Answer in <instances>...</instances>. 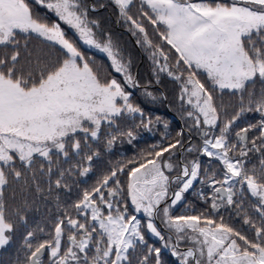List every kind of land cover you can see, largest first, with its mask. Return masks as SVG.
I'll return each mask as SVG.
<instances>
[{"label":"snow or ice","instance_id":"6c2138e0","mask_svg":"<svg viewBox=\"0 0 264 264\" xmlns=\"http://www.w3.org/2000/svg\"><path fill=\"white\" fill-rule=\"evenodd\" d=\"M108 2L148 52L153 81L140 84L92 15L104 0H0V250L19 238L15 264H163L165 249L176 264H264V0ZM92 49L119 79L102 72ZM162 74L179 85L185 127L118 162L70 205L56 197L59 214L30 227L17 190L41 193L44 180L49 195L70 192L69 179L87 177L100 156L94 143L111 150L136 139L121 126L127 118L151 131L161 118L146 114L133 90L156 102L150 87ZM249 114L255 122L237 123ZM197 181L209 188L198 196L211 211L189 214L185 193ZM178 205L188 211L175 214ZM222 208L252 235L216 218Z\"/></svg>","mask_w":264,"mask_h":264},{"label":"trees","instance_id":"16d2710c","mask_svg":"<svg viewBox=\"0 0 264 264\" xmlns=\"http://www.w3.org/2000/svg\"><path fill=\"white\" fill-rule=\"evenodd\" d=\"M104 2L107 4V7L101 9L98 13H92V15L100 19L102 28L105 31L111 33L114 42H116L122 50V54L126 58L131 59L132 72L137 77L140 84L144 85L148 81H153L152 64L148 52L136 44L138 37L133 36L123 22H118L116 9L108 2V0H104ZM133 11H135V9ZM151 35L152 33L150 30V36ZM153 39H155V37H153ZM37 43V41H33V44ZM86 54H90L94 57L97 66H101L102 72L116 76L117 79L120 78L118 74L112 71V68L109 66L110 61L105 54L99 53L95 49L88 51ZM178 89L179 85L163 74L161 75L160 83H153L150 87V90L160 97L156 102L147 103L142 96V90L134 89L135 102L139 103L145 113L151 115L154 120L155 117H160L161 123H154L151 127V131H149L143 127H135V125L139 124V119L129 117L121 126L134 128L136 139L133 140L131 144L127 142V138H124L123 141H117L111 150H108L103 143L99 145L94 143L93 146L99 148L100 156L93 160L92 172L87 177L73 175L69 179L68 183L71 186L70 192L67 190L54 189L51 195H49L44 180L37 181L41 184V187L45 189V191L41 193H37L34 190L21 193L17 190L15 202L20 203L22 196L29 202V209L26 212L29 226L35 227L37 223L48 225L49 222L59 214L56 207V197H59V199L65 204L70 205L72 201L78 198L80 190L91 188L118 162H125L128 159L135 158L139 153L149 149L154 144H164L166 142L165 138L169 141L175 138L176 133L181 127H185L181 106L176 100ZM164 97L167 99L164 100ZM227 99L228 97H225V100ZM164 121L168 122L167 128L164 127ZM185 139L187 140L189 137L186 135ZM191 141L192 144L196 145L201 143L200 137L195 134L191 137ZM184 155L188 160L196 158L195 154L189 155L188 153H185ZM200 161L202 168L208 165L207 158L201 156ZM72 163H75V161L73 160ZM62 166L69 167L70 164L65 162ZM214 166L217 168L219 167V165ZM201 180H203V176L201 177ZM201 190L205 193H209V188L204 183L197 181L194 182L193 188L185 193L187 205L192 206V211L189 212V214L211 211L209 204L205 203L198 196V193ZM187 205L185 207L186 209L181 212L179 211L185 205L177 207L175 214L178 215L182 212L188 211ZM221 215L224 217V221L230 226L243 231L249 236L252 235L251 231L248 230V226L243 224L240 216L234 211L222 208L219 213L215 214V216L218 218ZM249 215H252L251 212ZM252 218L255 219V216ZM23 230L24 229L21 231ZM146 239H148L150 244L155 243L156 246H160L157 239L152 236L146 234ZM18 254L22 255L21 240L19 238H17L15 242L6 249L0 250V264H15ZM161 259L163 264H176V258L172 257L166 249L162 250Z\"/></svg>","mask_w":264,"mask_h":264},{"label":"flooded vegetation","instance_id":"af4514ba","mask_svg":"<svg viewBox=\"0 0 264 264\" xmlns=\"http://www.w3.org/2000/svg\"><path fill=\"white\" fill-rule=\"evenodd\" d=\"M253 116H254V114H249L247 117H242L243 119H241V120L238 121L237 123L243 125V124H244L246 121H248V120H251L252 122H255V120L252 119ZM256 118H258V117H256ZM178 155H179V154H178ZM252 163H254V164H257V163H258V161H257V159H256L255 156L252 157ZM179 206L182 207V205H178V207H179ZM255 219H256V218H255Z\"/></svg>","mask_w":264,"mask_h":264},{"label":"rangeland","instance_id":"374dc122","mask_svg":"<svg viewBox=\"0 0 264 264\" xmlns=\"http://www.w3.org/2000/svg\"><path fill=\"white\" fill-rule=\"evenodd\" d=\"M187 160H188V158H187ZM190 161V160H189ZM182 206H184V205H182ZM178 207V206H177ZM186 207V205L184 206V207H182V209L179 211V212H181V211H183L184 209H186L185 208ZM153 237V236H152ZM153 238H155V237H153ZM156 239V238H155Z\"/></svg>","mask_w":264,"mask_h":264}]
</instances>
